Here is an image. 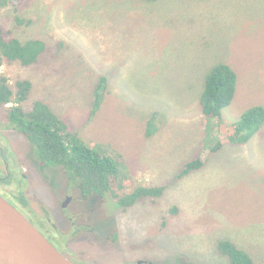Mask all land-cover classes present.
Wrapping results in <instances>:
<instances>
[{
    "label": "rangeland",
    "instance_id": "374dc122",
    "mask_svg": "<svg viewBox=\"0 0 264 264\" xmlns=\"http://www.w3.org/2000/svg\"><path fill=\"white\" fill-rule=\"evenodd\" d=\"M0 28L48 47L33 65L0 66L10 84L31 83L25 111L45 103L82 143L113 156L119 195L165 188L125 210L110 194L80 198L63 168L38 169L8 126L12 104L0 107V171L53 230L57 251L90 264H228L216 246L227 239L264 264V126L245 145L223 143L246 108L264 106V0H8ZM217 63L234 69L236 91L220 135L206 139L199 95ZM215 136L222 147L211 153ZM194 159L202 167L178 178Z\"/></svg>",
    "mask_w": 264,
    "mask_h": 264
},
{
    "label": "trees",
    "instance_id": "16d2710c",
    "mask_svg": "<svg viewBox=\"0 0 264 264\" xmlns=\"http://www.w3.org/2000/svg\"><path fill=\"white\" fill-rule=\"evenodd\" d=\"M8 0H0V7ZM18 3L19 0H9ZM156 1V0H148ZM48 50L47 44L38 39L20 41L6 37L0 28V66L18 63L21 66L35 64ZM101 77L97 89L104 84ZM237 83V74L226 63L211 66L203 78L199 95V108L202 114L203 130L206 139L219 134L218 120L222 111L232 102ZM31 83L17 80L13 85L0 73V107L12 104L7 109L8 126L24 136L34 148L38 169L61 167L67 181L81 193L82 197H103L110 194L120 209H127L143 198H158L164 187L138 186L127 194L119 195L121 184L118 181V163L113 156L104 154L93 145L82 143L76 134L68 132L62 120L43 102L34 101L25 111ZM98 101L93 102V109L98 108ZM217 120V121H215ZM264 126V106L253 105L246 108L239 120L229 126L223 143L245 145ZM216 128V129H214ZM220 135V134H219ZM216 142L210 146V152L216 153L222 147V141L215 136ZM202 167V161L194 159L186 163L178 175L181 178ZM219 253L228 264H259L249 253L235 243L223 239L217 242Z\"/></svg>",
    "mask_w": 264,
    "mask_h": 264
},
{
    "label": "water",
    "instance_id": "95a60500",
    "mask_svg": "<svg viewBox=\"0 0 264 264\" xmlns=\"http://www.w3.org/2000/svg\"><path fill=\"white\" fill-rule=\"evenodd\" d=\"M69 199L67 197L62 203L63 208ZM0 264L72 263L15 208L0 197Z\"/></svg>",
    "mask_w": 264,
    "mask_h": 264
},
{
    "label": "flooded vegetation",
    "instance_id": "af4514ba",
    "mask_svg": "<svg viewBox=\"0 0 264 264\" xmlns=\"http://www.w3.org/2000/svg\"><path fill=\"white\" fill-rule=\"evenodd\" d=\"M5 165L6 172H10L11 174V169L7 165V162L5 163ZM9 181V175L2 174V172L0 171V197L4 199L7 203H9L13 208H15L32 226L35 227V229H37L43 235L46 240H48V242L49 240L55 241L53 240V238L55 239L56 235L53 233V230L50 227H46L43 222L32 213V211L28 207L25 196L20 192L19 188H17L15 183L12 182L10 184ZM7 185H10V187H7ZM79 196L80 198H83L81 193H79ZM59 253L62 254L61 252ZM63 256L68 259L72 264H90L87 259L79 255H71L69 256L70 258L65 255ZM137 262H141V264H152L144 260H136L134 262L130 261L126 263L137 264Z\"/></svg>",
    "mask_w": 264,
    "mask_h": 264
}]
</instances>
